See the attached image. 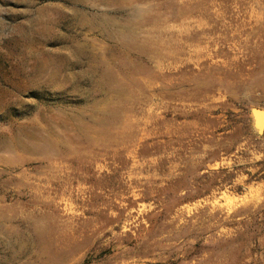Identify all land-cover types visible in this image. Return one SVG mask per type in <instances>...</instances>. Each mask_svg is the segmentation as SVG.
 Masks as SVG:
<instances>
[{"label": "rangeland", "instance_id": "rangeland-1", "mask_svg": "<svg viewBox=\"0 0 264 264\" xmlns=\"http://www.w3.org/2000/svg\"><path fill=\"white\" fill-rule=\"evenodd\" d=\"M264 0H0V264H264Z\"/></svg>", "mask_w": 264, "mask_h": 264}, {"label": "water", "instance_id": "water-1", "mask_svg": "<svg viewBox=\"0 0 264 264\" xmlns=\"http://www.w3.org/2000/svg\"><path fill=\"white\" fill-rule=\"evenodd\" d=\"M251 116L257 133L259 135L262 134L264 132V110L253 108L251 110Z\"/></svg>", "mask_w": 264, "mask_h": 264}]
</instances>
